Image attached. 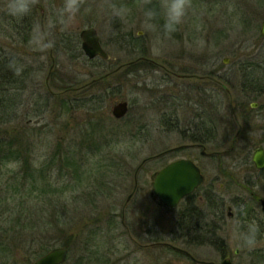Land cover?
<instances>
[{"label": "rangeland", "instance_id": "374dc122", "mask_svg": "<svg viewBox=\"0 0 264 264\" xmlns=\"http://www.w3.org/2000/svg\"><path fill=\"white\" fill-rule=\"evenodd\" d=\"M38 2L48 13L44 23L51 46L45 43L38 6L34 9V38L27 43L2 21L6 0H0V58L17 63L14 74L19 77L10 85L0 79V138L12 142L18 151L0 162V213L5 212L3 229L9 227L29 239L37 233L44 241L31 248H16L10 257L1 252L0 264H35L50 249L65 244L69 255L63 264H199L158 244L172 243L170 231L179 211L167 213L152 199L151 175L180 156L201 167L205 186L212 185L227 199L236 195L252 203L264 235L258 201L264 197V170L245 162L247 156L252 161L254 149L264 145V93L251 94L242 87L246 72H254L264 84V37L260 33L264 0H192L184 22L170 36H164L159 27L149 31L144 26V10L159 9L160 0L150 4L144 0H84L71 20L62 15L63 0ZM156 23L162 25L163 18ZM56 25L57 34L74 41L67 48L60 46L62 52L54 46L57 37L50 31ZM89 26L98 29L114 65L110 62L100 67L84 54L79 34ZM126 32L140 36V43L149 48L147 57L169 69L176 66L179 73L222 77L220 81L229 92L212 80L180 79L154 65L126 76L116 72L105 77L123 62L138 57L128 58L130 53L121 48L120 35ZM157 37L161 46L154 54L152 42ZM52 57L59 77L81 89L62 92L53 86L55 93L48 92L46 77ZM225 58L229 62L225 63ZM204 86L208 107H221L217 120L223 136L235 134L238 123L243 124V112L252 116L244 133L247 138L238 139L235 150L228 151L230 142H223L222 136L207 146L206 152L227 150L214 157L189 147L190 134L180 122L191 119L186 111L199 103L204 93L198 88ZM114 92L130 104L121 119L112 114L110 93ZM62 99L73 101L76 107L65 110ZM85 100L93 104H84ZM254 102L257 107L251 106ZM21 140L27 145V164L20 156L25 147ZM67 156L76 161L79 173L65 160ZM136 184V195L127 203ZM203 191L196 197L203 196ZM23 215L42 217V229L28 223V229L18 230L23 222L17 225L14 220H24ZM238 224L240 220L235 218L222 232L233 264H264L263 238L251 251L237 248ZM193 243L179 241L178 246L199 260L221 264L222 256L215 247Z\"/></svg>", "mask_w": 264, "mask_h": 264}, {"label": "flooded vegetation", "instance_id": "af4514ba", "mask_svg": "<svg viewBox=\"0 0 264 264\" xmlns=\"http://www.w3.org/2000/svg\"><path fill=\"white\" fill-rule=\"evenodd\" d=\"M135 1H137V0H135ZM132 5H135V4L133 3ZM37 6L39 7V9L41 11L40 24H41L42 32L44 34L45 43L48 46H51L50 41H49V37H48L47 32H46L45 23H44L45 19L47 17V14H48L47 10L42 5H40L39 2L37 3ZM58 12L59 11H57V13ZM56 26H55L54 30H50V31H53L57 37V40L55 41L54 46H62V45L67 46V44H69L71 42L74 43V41L72 39L70 40L68 38V36L57 34L58 25H56ZM91 27H93L97 30V32L99 34V41L101 42L103 49H105V45L102 42L101 35H100L98 29L95 26H89L88 28H91ZM51 29H53V28L51 27ZM84 29H86V28H84ZM34 30H35V28L33 27L30 40L31 39L33 40V38H34V35H33ZM82 30H81V32H82ZM81 32L79 35H80V40L82 43L83 40L81 37ZM128 33L129 32H126L124 35H120L122 38V39L120 38L121 48L127 50V52L130 53L128 58L133 57L135 55H138V57H136L135 59L123 62L118 67L110 70L106 75H104L105 77L106 76L109 77L111 75H114V73H116V72H121V74L123 73L126 76L129 73H133V72L138 71L141 67L146 68L145 65L147 67H152L154 65L158 68L165 70L166 74L178 77L180 79L195 78V79L203 80V81L212 80L213 82L218 83V85L221 84V86L227 91V93L229 92V89L220 81V79L222 77H220L218 80L213 75L196 76L193 74L188 75V74H185L183 72L179 73V71L176 70V66H173L169 69L163 63L155 61L154 59L147 57L146 55L149 54L148 46L142 45L140 43V41H139L140 36H133V35H130ZM260 33H261V30H260ZM140 34H142V32H140L139 35ZM262 37H264V36L262 35ZM32 40L30 41V43L32 42ZM52 47H53V44H52ZM81 47H82V44H81ZM52 51H53V48H51V53H52ZM84 54H85V52H84ZM52 59H53V63L50 67V72L48 73V75L46 77V82L48 85V92L50 94L55 93L52 90V88L53 89H55V88L50 85L51 71L54 69V67L56 65L54 57H52ZM89 60H92L93 62L105 61L108 64H110V62H111L110 66L114 65L116 62V61H110L111 55H110L109 59H104L101 56H96L94 58H89ZM13 72H15V71H13ZM101 78H103V77H101ZM242 87H243L244 92L249 91V92H251V94L256 93L258 95H262L264 93V84H262L261 80L256 77L254 72L244 73V80H243V86ZM81 88L82 87H78V88L73 87L71 91L79 90ZM206 91H207V89L205 86L203 88H198V92L204 93V96H202L201 99L198 100L199 103L194 104V105H190V107H192V109L189 108L186 111L187 118L189 115L191 117V119H188L185 121L180 120V122L185 124L186 129H187L186 131H188L190 134L188 139H191L192 143L189 144V147L191 146L194 148H198L201 150V154H203L205 156H209V157H214L216 155L227 152V150L206 152V148H207L206 144L207 143H217V141H219L220 136H222L223 142L226 139V141L229 140V142H232L233 144L238 139H240V140L246 139L247 136H245V134H244L248 131V127H246V125H248V123L251 122L252 116L250 113L244 114V112H243L242 113L243 124L238 123L239 126L237 127L235 134H232V137L229 136L230 135L229 133H228L229 135L223 136V131L221 133V129H222L221 125L219 124V121L217 120V119H219L217 114L220 112L221 107H220V105H212L211 107L210 106L208 107ZM110 94H112V93H110ZM114 95H118V94H114ZM250 97L251 96H249V98ZM251 98H253V97H251ZM251 106L257 107L258 103H256V102L251 103ZM172 118H175V116L172 115ZM177 121H179V120H177ZM232 150H233V147L231 149H228V151H232ZM181 158H188V157L180 156L178 158L173 159L172 161H175V160L181 159ZM172 161H170V162H172ZM252 163H253V161H252ZM222 165L223 164L221 163V166ZM253 165H254V163H253ZM254 167H255V165H254ZM258 170H260V169H258ZM261 170H264V169H261ZM201 171H202V169H201ZM202 173H203V171H202ZM204 176H205V174H204ZM205 181H206V177H205ZM205 181L193 193H191L188 196H186L185 198H183L179 202V204L177 205L176 208H174L171 212H169V213H174V212L176 213L177 211H179L178 218L175 222V225L172 228V230L170 231L172 243L171 242H163V243H158V244L163 246L166 250L174 251L176 253H179V254L189 258L193 262H197L199 264H215L214 262H211V261L199 260L185 247L178 246L179 241L181 243L183 242V244H186V243L191 244L195 241H196V244H199V245L211 244L213 247H215L220 252V254L222 256L221 264H223V261L225 259L230 258L232 261V258L229 256V245H228L226 238L222 234V232L224 231V229L228 225V223L232 222L235 218H238L240 220L241 225L247 224V223H245L246 217L241 219V217L239 216V213L241 210L246 208L245 206L247 204H249L251 206L252 203L250 204L246 199L240 198L239 196H236V195H232L231 198L227 199L226 195H224L222 193H217L212 185L205 186L204 185ZM136 183H137V181H136ZM137 188H138V184L135 185L133 190L128 195L127 203H130L132 198L136 195ZM208 188L212 189V191H211L213 193L212 197H215L216 202L220 205L219 209H217L216 212L212 211L208 208L209 205H208V200L206 199V196L207 197L209 195L211 196V193L206 192V190ZM203 189H205V191H203V196L196 197L197 192L199 190L202 191ZM151 194H152V192H150V196L152 197ZM263 198H259L258 201H259L260 206H261V212L263 213V216H264V211H263L262 205H261V200ZM155 202H157V201H155ZM241 205H243V207H241ZM131 212L133 213L132 209H131ZM245 212L250 213V216L248 219L249 221H253V220L256 221L257 213L254 210V208L247 210ZM123 213L125 214V209L123 210ZM124 214H123V218L125 217ZM186 216H188V217L192 216L191 218L193 220H195L196 225L201 228L200 231H198V233L193 232L192 234H190L189 232H184L182 230V228L186 229V227H187V225L185 224V217ZM123 222H124V220H123ZM262 233H263V231H262ZM208 235L210 236V238H208ZM208 239H210V240H208ZM263 239H264V235H263ZM193 244H195V243H193ZM150 245L151 244H149L148 246H150ZM148 246H145L144 248H148ZM234 252L237 253L238 250H234ZM232 263H233V261H232Z\"/></svg>", "mask_w": 264, "mask_h": 264}, {"label": "trees", "instance_id": "16d2710c", "mask_svg": "<svg viewBox=\"0 0 264 264\" xmlns=\"http://www.w3.org/2000/svg\"><path fill=\"white\" fill-rule=\"evenodd\" d=\"M34 9H37V5L34 6L32 8V11L27 16H25L23 18L12 17V16L8 15L7 12H4L2 15L4 17L2 21H5V23L8 22V26L15 31V34L18 37H22L25 42L27 41V43H30V41L32 40V39L30 40V38H31V34H32L34 24H36L35 12L37 10L34 11ZM67 47H69V46L67 45L66 48ZM57 49L61 50V52H62V49H60V46H57ZM3 58L2 57L0 58V79L5 80V83H7V84H9L11 81L13 82V84H16L17 79L19 77L17 74L15 75L13 71H16V67L18 66V64L17 63L14 65L9 64V62H7L9 60L8 59L6 60L5 58L3 59ZM90 61H92V60H90ZM105 63H106L105 61H101V62H98L97 65H100V67H101V66H104ZM7 74H8V76H7ZM50 80H51L50 85L55 86V87L57 86L58 89H61L62 92H69L73 88V86H72L73 82L70 81V83H68V81H67L68 79H64L63 77H59V73L54 69L51 71V79ZM57 80H59V81L57 82ZM11 86L14 87V85H11ZM114 94H115V92L112 93L111 96ZM100 101H102V100H100ZM61 104L65 108V110H67V111L68 110L71 111L74 107H76L75 106L76 103H74L73 101H70V100H66V99H62ZM84 104L90 105L93 103H92V101L87 100L86 102H84ZM78 106H80V104H78ZM8 120H10V119H8ZM20 144H24V142L21 140ZM209 144L210 143H207L206 146H208ZM238 144H239V140H237L234 144L232 142H230L229 143L230 149L233 147V150H235L238 147ZM13 147L14 146H13L12 142H9V141H6V140L0 138V162L11 158L14 155V152L15 153L18 152ZM23 147H24V150L20 151V156L21 157L24 156L23 161H24V163L27 164L28 158L26 155H24L25 153H28L27 145L24 144ZM29 152H30V147H29ZM65 153H67V151ZM249 157L247 156V160L245 162L248 165L249 164L253 165V163H252V161H250ZM59 159H60V157H59ZM65 160H68V162L72 163L74 169L79 173V170H80L79 166L76 164V161L73 158H71L70 156H67ZM48 167L50 168V166H48ZM224 170L226 171L227 169L225 168ZM231 173H232V171H231ZM231 173H229V174H231ZM26 175H29V174H26ZM232 178L234 181H237V178H235V177H232ZM211 191H212L211 188H208L206 190V192L211 193V196L210 195L208 197L206 196V199L208 200V205H209L208 208L210 210L216 212V210L219 209L220 205L216 202V198L212 197L213 193ZM241 207H243V205H241ZM245 207H246L245 209L240 211L239 216L241 217V219L246 217L245 223H248V222H250L248 220L250 213L245 212V211L252 209V206L247 204ZM3 213H5V212L0 213V253L2 252L5 256H7V254L9 253V257H10L13 255V251L16 248H20V247H23V248L30 247L31 248L34 245L39 244V242L44 241V240H42L43 238L40 237V234H37V233L36 234L32 233V235L30 234V239H29V236H27V235L25 236L24 234L22 235L20 232H16L15 230L9 229V227L5 226L3 229V227H1V222L3 224L5 223V220L3 219ZM191 217H188V216L185 217V224L187 225V227H186V229L182 228V230L184 232H189L190 234H192L193 232L198 233V231H200L201 228L196 225L195 220H193ZM42 219H43L42 217L29 219L28 215H26V216H24V220H22L21 217H19V218L17 217L14 221H16L17 225H20V224H22L21 222H23L22 227L20 229H18L21 232L25 231V229H28V226H27L28 223L32 224L33 225L32 227L34 229H37L38 231H40L42 229V226H43L41 224ZM2 231H3V234L1 233ZM11 231H12V234L10 236ZM262 234L263 233L260 230V236H259L258 240L263 238ZM4 235H6V236H4ZM8 236H10V237H8ZM208 238H210L209 235H208ZM208 240H210V239H208ZM86 242L89 243V240ZM86 245L87 244H85V246ZM11 246H12V248H11ZM65 247H67L69 249L68 244H65ZM172 252H174V251H172ZM174 253L179 254L176 252H174ZM14 264H17V263H14Z\"/></svg>", "mask_w": 264, "mask_h": 264}, {"label": "water", "instance_id": "95a60500", "mask_svg": "<svg viewBox=\"0 0 264 264\" xmlns=\"http://www.w3.org/2000/svg\"><path fill=\"white\" fill-rule=\"evenodd\" d=\"M261 35L264 36V21L261 25ZM82 49L89 58L101 56L109 59V53L103 49L99 41V34L93 27L83 29L81 32ZM224 62H229L228 58ZM112 114L115 118L125 117L130 109L129 102L118 95L111 96ZM252 161L257 169H264V146H258L252 156ZM152 198L168 213L177 207L179 202L193 193L203 182L205 176L201 168L189 158H181L166 164L151 175ZM264 211V198L261 200ZM69 255L65 246H57L40 256L35 264H63ZM223 264H233L230 258Z\"/></svg>", "mask_w": 264, "mask_h": 264}, {"label": "clouds", "instance_id": "9594fccd", "mask_svg": "<svg viewBox=\"0 0 264 264\" xmlns=\"http://www.w3.org/2000/svg\"><path fill=\"white\" fill-rule=\"evenodd\" d=\"M38 0H6L7 14L15 18L27 16ZM145 4H150L151 0H144ZM84 0H63L62 15L69 20L74 19L80 12ZM192 7V0H160L159 9L148 7L144 10V26L149 31H155L159 27L164 36H170L176 32L178 27L184 22L186 15ZM163 18V24L157 25L158 18ZM161 40L157 37L152 42V52L158 54ZM237 248L253 250L258 243L260 227L255 220L245 225H237Z\"/></svg>", "mask_w": 264, "mask_h": 264}]
</instances>
